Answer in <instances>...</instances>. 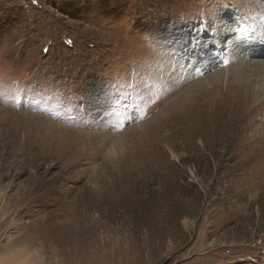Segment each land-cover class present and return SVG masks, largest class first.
<instances>
[{
  "label": "rangeland",
  "instance_id": "obj_1",
  "mask_svg": "<svg viewBox=\"0 0 264 264\" xmlns=\"http://www.w3.org/2000/svg\"><path fill=\"white\" fill-rule=\"evenodd\" d=\"M256 9L0 0V264H264Z\"/></svg>",
  "mask_w": 264,
  "mask_h": 264
},
{
  "label": "bare ground",
  "instance_id": "obj_2",
  "mask_svg": "<svg viewBox=\"0 0 264 264\" xmlns=\"http://www.w3.org/2000/svg\"><path fill=\"white\" fill-rule=\"evenodd\" d=\"M259 7V6H258ZM257 7V8H258ZM255 8V7H254ZM263 10V9H262ZM259 12V11H258ZM264 12V11H263ZM250 13H252V12H250ZM257 15V9H256V11H254L253 12V15H252V18L254 17V16H256ZM260 19V18H259ZM253 21H254V23L252 24V30H254V31H260V30H262L263 28H264V17H262V20H257V18L256 19H254L253 18ZM263 56H264V54H263ZM222 73H224V74H222ZM221 74H222V76H224V77H226L227 76V73H226V71L225 72H222ZM235 73H238V72H235ZM220 72L219 73H215L214 75H211V77H213L214 79H211V77L208 79L209 81H210V84H212V82L214 81V80H216V81H218L219 80V78H220ZM230 74V73H229ZM241 74V73H240ZM200 87V86H199ZM5 261V260H4ZM13 262V261H12ZM11 262V263H12ZM16 262V261H15ZM1 263V262H0ZM6 263V262H5ZM19 263V261L18 262H16V263H12V264H18ZM2 264H4V263H2ZM9 264V263H8Z\"/></svg>",
  "mask_w": 264,
  "mask_h": 264
},
{
  "label": "snow or ice",
  "instance_id": "obj_3",
  "mask_svg": "<svg viewBox=\"0 0 264 264\" xmlns=\"http://www.w3.org/2000/svg\"><path fill=\"white\" fill-rule=\"evenodd\" d=\"M262 3H264V0H262ZM261 16L264 17V12L261 13Z\"/></svg>",
  "mask_w": 264,
  "mask_h": 264
}]
</instances>
